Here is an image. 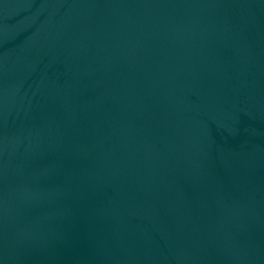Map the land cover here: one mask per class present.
<instances>
[{
  "label": "water",
  "instance_id": "95a60500",
  "mask_svg": "<svg viewBox=\"0 0 264 264\" xmlns=\"http://www.w3.org/2000/svg\"><path fill=\"white\" fill-rule=\"evenodd\" d=\"M0 264H264V0H0Z\"/></svg>",
  "mask_w": 264,
  "mask_h": 264
}]
</instances>
